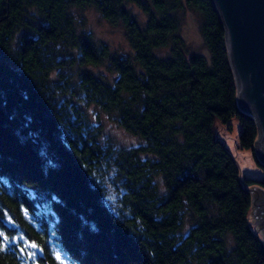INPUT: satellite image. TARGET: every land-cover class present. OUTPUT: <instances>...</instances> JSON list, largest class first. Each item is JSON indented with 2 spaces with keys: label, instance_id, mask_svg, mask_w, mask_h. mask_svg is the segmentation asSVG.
Masks as SVG:
<instances>
[{
  "label": "trees",
  "instance_id": "trees-1",
  "mask_svg": "<svg viewBox=\"0 0 264 264\" xmlns=\"http://www.w3.org/2000/svg\"><path fill=\"white\" fill-rule=\"evenodd\" d=\"M187 8L209 54L181 33ZM215 114L264 170L213 0H0V264H264Z\"/></svg>",
  "mask_w": 264,
  "mask_h": 264
},
{
  "label": "water",
  "instance_id": "water-1",
  "mask_svg": "<svg viewBox=\"0 0 264 264\" xmlns=\"http://www.w3.org/2000/svg\"><path fill=\"white\" fill-rule=\"evenodd\" d=\"M213 3L224 31L235 105L255 120L258 133L254 143L257 156L264 163V0H213ZM214 127L215 139L220 137L234 152L242 175V154L233 146L218 114H215ZM245 178L242 175L243 184L252 193L247 225L264 247V187L244 181Z\"/></svg>",
  "mask_w": 264,
  "mask_h": 264
},
{
  "label": "rangeland",
  "instance_id": "rangeland-1",
  "mask_svg": "<svg viewBox=\"0 0 264 264\" xmlns=\"http://www.w3.org/2000/svg\"><path fill=\"white\" fill-rule=\"evenodd\" d=\"M85 14L87 16L90 27L93 29L95 36L99 40L109 43L112 49H118L119 51H129L132 49L126 37L125 29L121 24L115 25L111 24L103 18L100 19L94 9H86ZM181 33L186 39V41L189 43L190 48L194 52H202L206 54L210 53L209 48L204 42V38L201 32L200 16L196 11L191 8L185 9L184 17L182 20ZM223 123L225 124L226 128L230 133L233 146L237 149L240 154H242V175L264 176V170L257 163L251 149L242 148L238 146L239 132L241 129L240 121L236 117H234L231 120V124H227L226 122ZM109 129L115 132V134L121 140H130L129 134H127L125 131L118 129L114 126H110Z\"/></svg>",
  "mask_w": 264,
  "mask_h": 264
},
{
  "label": "bare ground",
  "instance_id": "bare-ground-1",
  "mask_svg": "<svg viewBox=\"0 0 264 264\" xmlns=\"http://www.w3.org/2000/svg\"><path fill=\"white\" fill-rule=\"evenodd\" d=\"M247 164H248V162H247ZM252 165H253V164H252ZM248 167H249V166H248ZM253 167H254V166H253ZM253 167H252V168H253ZM251 170H253V169H251Z\"/></svg>",
  "mask_w": 264,
  "mask_h": 264
}]
</instances>
